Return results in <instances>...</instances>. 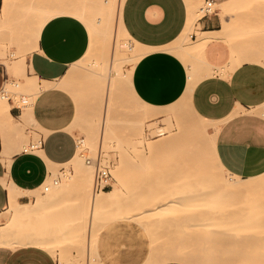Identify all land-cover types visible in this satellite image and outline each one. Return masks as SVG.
<instances>
[{
    "label": "rangeland",
    "instance_id": "obj_1",
    "mask_svg": "<svg viewBox=\"0 0 264 264\" xmlns=\"http://www.w3.org/2000/svg\"><path fill=\"white\" fill-rule=\"evenodd\" d=\"M38 1L12 0L9 11L0 16V50L5 54L2 60L6 65L31 50L30 27L39 16L30 14L39 10L28 7H36L42 2ZM194 1L200 16L204 0ZM99 2L77 1L80 5L99 6L95 8V14L86 19L87 24L94 22L96 28L93 27L89 53L73 65L61 85L82 107L81 118L75 127L77 137L85 139L87 146L77 166L89 172L94 190L99 162L101 168L109 169L112 174L111 185L103 190L117 187L119 195L111 205L101 208L90 223L88 203L84 199L87 179H81V171L72 163L54 165L55 168L50 167L51 172L44 185L31 195V202L41 201L43 204L38 214L27 219L24 234L45 236L47 239L39 245L53 253L61 264H101L95 257L96 243L89 250L90 232L94 228L100 233L110 222L129 220L146 230L150 252L157 260H180L183 253L182 260L190 264H264V184L253 191L237 193L224 187L225 194L220 199L216 193H210L213 189L217 192L221 177L230 175L214 158L210 132L196 130L190 123L207 125L208 129L212 123L197 117L188 106L178 107L182 100L162 111L166 114L162 121L152 120L157 113L140 105L128 86L126 68L135 54L125 50L122 43L125 38L112 18L113 34L117 31L121 41L117 52H114L119 60L112 61L113 36L110 38V33L96 21L106 19L105 11H115L116 16L119 0ZM181 51L178 50L187 56ZM116 68L120 74H115ZM21 73L20 69L17 70L15 79L9 80L13 82L9 97L26 110L28 102L23 104L22 98H29L30 102L34 91L23 84L24 77H19ZM176 108L183 111L179 109L178 112ZM8 121L14 122L0 117V131L2 135L6 132L9 153L22 151L29 147L31 141L36 142L40 138L33 125L27 129L24 127L23 132L16 128L15 122L11 124ZM4 124L6 126H2ZM159 127L165 129L164 134L158 135ZM201 148L206 149V158L208 156V163L202 166L206 171L194 165L196 152ZM65 172H72L74 177L68 181ZM45 185L49 186L48 190L44 189ZM8 215H0V226L7 221ZM33 218L37 222L32 221ZM69 220L76 223L74 228L66 227ZM27 224L32 225L28 227ZM97 237L98 234L94 236L95 241Z\"/></svg>",
    "mask_w": 264,
    "mask_h": 264
},
{
    "label": "crops",
    "instance_id": "obj_2",
    "mask_svg": "<svg viewBox=\"0 0 264 264\" xmlns=\"http://www.w3.org/2000/svg\"><path fill=\"white\" fill-rule=\"evenodd\" d=\"M42 2L47 6V0ZM214 2L215 12L200 15L185 36L196 40L199 31L205 32L207 42L199 53L191 49L185 56L173 47L181 43L187 28V0H124L121 24L144 47L128 86L140 105L157 113L152 120L162 121L166 116L162 111L183 100L191 80L195 81L190 110L212 122L215 159L230 176L257 177L264 174V0ZM3 5L0 0V14ZM91 40L85 21L62 13L46 21L36 45L29 44L25 70L48 86L35 96L29 110L12 97L8 101L10 114L18 121L31 120L40 138L31 141L28 149L9 153L0 131V214L10 199L4 181L14 186L17 200L31 202V195L46 182L50 167L75 156L79 138L76 127L71 126L78 105L60 83L73 65L86 57ZM8 66L0 60V93L6 82L16 77ZM23 99L28 100L23 97L22 103ZM150 247L142 226L118 220L101 229L95 257L101 264H145ZM0 264L61 263L46 248L27 244L0 246ZM163 264L190 263L171 260Z\"/></svg>",
    "mask_w": 264,
    "mask_h": 264
},
{
    "label": "bare ground",
    "instance_id": "obj_3",
    "mask_svg": "<svg viewBox=\"0 0 264 264\" xmlns=\"http://www.w3.org/2000/svg\"><path fill=\"white\" fill-rule=\"evenodd\" d=\"M44 1H46V0H44ZM47 1H48L46 3L47 6H45L46 8L43 6V3L42 2L41 3H38L37 5L35 4L36 7L34 5L28 7L30 9L37 8L39 10L38 11L39 13L38 12H35V14H34V12H32V14H30L31 16H35V17L36 16H39V19L36 20L35 24L32 23L33 27H30V28H32L30 30L31 32L29 31L30 32V35H29L30 42L29 43H31L32 46L33 45H36V42H37V40L39 38V34H40V31H41V28L46 23V21L49 20L51 17H53L55 15H58V14H62V13H69V14H73V15H76L77 17L81 18L87 24V21H86L87 17L90 18V16L94 15L95 14L94 13L95 8L96 7H99L97 5L95 7V5H91L89 3L88 4H84V5H80V4L77 3L78 0L77 1L75 0L76 1L75 3H73V2L70 3L68 0H51L52 2L50 0H47ZM103 1L105 2V1H109V0H100L99 3L103 2ZM123 1L124 0H119L118 12H117V15L116 16H115V11H113L112 13H110L108 11H105L106 13H104V15H107L106 19L105 18H103V19L101 18L102 21H99L98 22L97 19H96V21H97V23L101 24V27L104 30H107L108 33H110V38H111V36H113L114 41H113V57H112V61L119 60V57H117V54L116 53H115V56H114V52H117L118 46L121 44V41H119L118 40V37H117V31L115 30L116 32H114V34H113V31H112V29H114L112 27L113 26L112 25L113 24V22H112L113 19L116 22V25L118 26V27L116 26V28L119 29L120 34L125 38V40L123 39L124 41H122V43H124L125 50L130 51V52H133L135 54L134 57L130 60V63L128 64V67L126 68V73H127L128 76H130L131 73H132V70H133V68H134V66H135V64L137 62V60L139 59V57H141V55H143L142 53H144V47H142L138 42H136L134 39H132L128 35V33L125 31L124 27L121 24V8H122V5H123ZM187 1L189 3V19H188L187 28H186L183 36L181 37V40H180L181 43L178 45V47L177 46H175V47H176V49L178 48V50H182L181 52H183L184 54H189V52L191 51V49H193V51H196V52L199 53V50L207 42V39H206V35L207 34L205 32L199 31L198 32V38L196 40H192L189 37H185V36H187V31L191 29L193 23L199 17V13H198L197 5L195 4V1L194 0H187ZM11 3H12V0H4V5H3V9H2V12H1L0 16L2 14L6 13L7 11H9L10 6H11ZM43 9L45 10L44 11V14L41 13V11L43 12ZM96 17H98V15H96ZM110 22H112V23L110 24ZM87 25H88V28H89L90 35H92L93 30H94L93 27L96 28L95 23L92 22V24H91V22H90ZM119 32H118V34H119ZM119 37H120V35H119ZM91 46L92 45H90V48H89L87 54L89 53V51L91 49ZM1 51L2 50H0V60L3 59V54H4V53H1ZM85 56H87V55H85ZM7 65H9L8 66L9 68L15 69L14 70L15 72L17 70H19V69L20 70L22 69L21 76L24 77L23 78L24 79L23 84L25 86H27L28 88H30L31 91H34L33 93H31L32 95L33 94L34 95H33V97H31L32 99L30 100V102H29V100L26 101V102H28V105H26L27 106L26 108H27V110H29L30 106H32V102H33L35 96L44 87H47L48 84L47 83L40 84L39 83V79L35 75L32 76V75H28L27 74V71L25 70L26 69L25 55L23 57H20V58L15 59L14 62H12L11 64H7ZM111 69H113V66L112 65L110 66V70ZM111 72H112V70H111ZM115 74H120V71H119L118 68H116V73ZM191 76H192V74H191ZM129 78L130 77H128V79ZM194 82L195 81L191 80V82H190V84H189V86H188V88L186 90V93H185V96H184L183 100L181 101V103H179L180 105L181 104L182 105L180 106V105L177 104L178 107H182V106H186L187 107L188 106L189 109H190L189 97H190L191 90L193 88ZM12 83L13 82H10V81L9 82H6L5 88H4V91L5 92L4 93L3 92L0 93V117L1 118L10 119V121L11 120L14 121L16 123V125H17L16 128L22 130L24 127H26V125H28L32 121L29 120V123H27V120L18 121V120H16L10 114V104H9L8 98H9V92L12 90V89H10L11 88L10 86H11ZM93 88H94V86H93ZM108 88H109V86H108ZM105 108H106V106H105ZM179 109L180 108H176V110H178V112H180ZM81 110H82V107H80L78 105L76 117H75V119H74L73 124H72L71 127H75V125H77V122L81 118ZM180 110H182V108ZM174 112H176V111H174ZM195 115L197 117H199L200 119H203L199 115H197V114H195ZM106 116H104V120H105V117ZM20 119H24V118L22 117ZM203 120H205V119H203ZM5 122L7 123V121H5ZM14 122H12V123H14ZM9 123H11V122H9ZM210 123H212V122H210ZM32 124H33V122L30 123V125H32ZM190 125H191L192 128H194L196 130L209 131L210 134H211V138L213 140V143L212 144L214 146V141H215V135L216 134L211 129V127H210V129H208L209 127H207V125H203L201 123L200 124L199 123L198 124L197 123H190ZM2 126H6V125L4 124ZM103 126H104V122H103ZM208 126H209V124H208ZM164 130L165 129L163 127H159V129H157L158 135L164 134L165 133ZM3 132H4V130H3ZM102 133H103V131H102ZM5 134H6V132H5ZM5 134L2 137L3 138L2 139V143H3V140H4V144H5L4 147H6L7 144H8L7 143L8 142L7 136H5ZM101 142H102V137H101ZM173 142L175 143V141H173ZM86 144L87 143H86L85 139H79L78 140V149H77V152L75 153V156L70 161H68L67 163H64V164L72 163V165L74 166V168L76 166L77 169L80 170L79 169V166H77V165H79L80 159H82V157H83V150L87 146ZM24 149H28V147H25ZM6 150L5 151L2 150L4 154H7V151ZM206 155H207L206 154V149H202L201 148V149H199L196 152V158H195V164L194 165H196L199 169L202 166H206L205 164L208 163V161L206 163V159L208 158V156L206 158ZM214 156H215V154H214ZM214 158H216V156ZM218 164L220 166V163H218ZM54 168H55V166H54ZM200 170L206 171L207 169H206V167L205 168L202 167ZM80 171H81V173H80L79 176L81 177V179L86 178L87 181H88V189L86 190V193L87 194H86V196H84V199L87 200V203H88V208H89V212H90V219H91L90 220V223H91L93 221L92 218L95 217V215L99 212V210L101 208L107 207V206L111 205L113 202H115L116 198H118L117 196L119 195V190H118L117 187H114L111 190H103V189L98 190V191H95V189L92 190L93 185H92L91 179H89V172H87L86 170H82V169ZM263 175H260V176H257V177H252V178H240V177H237V176L231 174L230 177H226V178L225 177H221L220 178V182H219V184L217 186L218 189H216L217 192H215V189H213V190H210V193L214 192L213 195L216 193V195H218L219 196L218 198L220 199V197H223L224 194H225V192L223 190L224 187L229 188L230 191H233L235 193H237V192H250V191H253V190L257 189L258 187H260V186H262L264 184V179L263 178L260 179V177H262ZM65 177H66V179L68 181H70L74 177V175L72 174V172H65ZM3 183H5V186H7L9 188L10 199H9V204H8L6 210L3 212V213H9L8 218H7V221L3 225L0 226V246H9V247H13L14 248V247L22 246V245H27V244L39 245V244L43 243L44 240H45V238H46L43 235L42 236H38L37 235L36 237L35 236L33 237L31 234L28 233L30 231V230L28 231V229L26 231L32 237H29V235H27L26 233L24 234V232H25L24 226L26 224L27 219L28 218L30 219L33 215L38 214L40 212V208L42 206L41 204H43V202L39 201L38 203H35L33 201V202H28V203H22L19 200H17V198H16V193H15L14 186L11 185V184L7 185L8 183H6L5 181ZM224 189H226V188H224ZM119 200H120V197H119ZM3 213H1V214H3ZM137 215H139V214H137ZM38 218H40V215H39ZM43 220L41 218V221H43ZM147 220H148V218H147ZM32 221H35V219L32 220ZM35 222H37V221H35ZM27 225L29 227L32 224H30V225L27 224ZM75 226H76V223H74L73 220H69L68 223H67V225H66L67 228H74ZM100 226L101 225H99L98 228ZM33 227H35V226H33ZM98 228H97V230H98ZM45 229H47V228H45ZM90 230H91V228H89V231ZM95 233H97V232H95L94 231V228H93V230H92V232H90V235H89V238H88L89 239L88 240L89 250H90V248H94V245H95V243L97 241V240L95 241L94 236L97 235V234H99V233H97V234H95ZM263 233H264V231H263ZM48 236H49V234H48ZM263 245H264V236H263ZM180 258H181L180 260L184 259L183 253H181ZM172 259L165 258V259H162V260H157L155 258L154 253L150 252L149 257H148V260H147V262L145 264H163L165 262L171 261Z\"/></svg>",
    "mask_w": 264,
    "mask_h": 264
},
{
    "label": "built area",
    "instance_id": "obj_4",
    "mask_svg": "<svg viewBox=\"0 0 264 264\" xmlns=\"http://www.w3.org/2000/svg\"><path fill=\"white\" fill-rule=\"evenodd\" d=\"M216 10V3L214 0H205L204 5L201 8L202 14H211L215 12ZM24 102H26L25 99H23ZM90 162V160H88ZM111 180H112V174L109 169L101 168L100 163H97V168H96V175H95V181H94V189L95 191L105 189L111 185ZM44 185V184H43ZM45 190L49 189V186L45 185L44 187ZM1 218H0V223H1Z\"/></svg>",
    "mask_w": 264,
    "mask_h": 264
}]
</instances>
